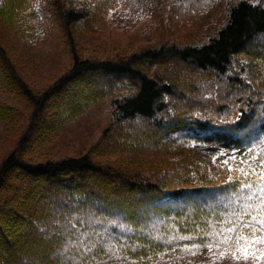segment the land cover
<instances>
[{"label": "trees", "instance_id": "obj_1", "mask_svg": "<svg viewBox=\"0 0 264 264\" xmlns=\"http://www.w3.org/2000/svg\"><path fill=\"white\" fill-rule=\"evenodd\" d=\"M214 3L213 20L185 30ZM106 18L124 33L149 18L157 41L87 56L78 35ZM35 19L60 27L71 62L35 87L0 31V91L16 99L0 100L11 134L0 155V264L199 255L187 250L196 237L239 208L236 169L259 172L264 159V0H0V29L26 40ZM107 96L110 119L86 150L33 153L43 132ZM117 152L129 155L104 157Z\"/></svg>", "mask_w": 264, "mask_h": 264}, {"label": "rangeland", "instance_id": "obj_2", "mask_svg": "<svg viewBox=\"0 0 264 264\" xmlns=\"http://www.w3.org/2000/svg\"><path fill=\"white\" fill-rule=\"evenodd\" d=\"M217 7V3H214L209 9L201 11L196 19L185 27V30L204 27L207 21L214 19ZM35 22L38 25L35 33L26 40L15 33L7 32L6 29L1 28L0 31L13 55L20 62L25 77L33 86L38 87L47 84L55 74L62 72L70 64L71 57L63 43L61 29L56 23L49 24L42 19H35ZM78 39L83 44L87 56H104L112 55L116 50L131 52L140 46L154 43L157 41V30L155 22L145 18L136 29L124 33L113 28L106 18L101 22L100 31L97 34H79ZM0 100L9 104L16 103L15 95L8 91H0ZM110 109L111 102L107 96L100 102L92 104L85 113L74 119L58 121L56 127L40 135L33 145V153L55 157L80 154L99 136L110 119ZM64 115L62 113L59 120ZM10 135L7 123L0 120V155L6 148ZM124 155L129 153L117 152L106 154L104 157L114 159ZM239 262L232 258H221L217 249L213 251L205 249L195 257L174 259L166 264H239Z\"/></svg>", "mask_w": 264, "mask_h": 264}, {"label": "snow or ice", "instance_id": "obj_3", "mask_svg": "<svg viewBox=\"0 0 264 264\" xmlns=\"http://www.w3.org/2000/svg\"><path fill=\"white\" fill-rule=\"evenodd\" d=\"M252 151L249 148V152ZM259 168V172L255 169H236L245 176L234 190L233 203L238 204L239 208L232 211L227 218L218 216L187 250L217 249L221 258H232L238 262L258 260L260 264H264V159L261 160ZM253 174L257 178L255 182L248 179ZM180 239L191 241L193 237L181 236ZM88 251L91 249L86 248L85 252Z\"/></svg>", "mask_w": 264, "mask_h": 264}]
</instances>
